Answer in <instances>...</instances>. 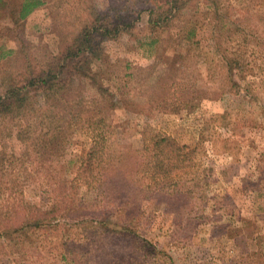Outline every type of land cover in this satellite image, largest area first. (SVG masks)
Here are the masks:
<instances>
[{
  "label": "rangeland",
  "instance_id": "obj_1",
  "mask_svg": "<svg viewBox=\"0 0 264 264\" xmlns=\"http://www.w3.org/2000/svg\"><path fill=\"white\" fill-rule=\"evenodd\" d=\"M21 1L0 0V93L6 80L24 83L28 108L45 115L43 92L27 75L45 68L89 25L91 11L126 14L127 25L101 43L98 59L87 52L64 63V73L84 68L71 77L68 94L80 100L85 119L89 104L101 96L107 103L125 97L133 104L107 109L110 126L103 132L109 142L141 150L151 148L156 137H170L191 150L192 163L176 185L163 181L145 188L143 179L134 196L127 188L112 194L107 186L91 188L89 166L82 172L80 160L92 142L88 127L71 122L59 128L51 178L27 164L11 170L22 153L20 137L0 134V166L5 179H13L0 194V226L9 229L0 236V264H264V85L258 81L264 70V0H216L229 21L259 38L255 52L248 47L250 70L241 74L222 67L201 22L208 15L206 0H180L178 13L171 20L170 12L162 13L152 29L148 0H38L18 18ZM156 4L154 13H161L162 2ZM189 20L197 23L198 43L186 48L182 38ZM57 180L64 187L51 192L62 196L69 190L81 208L63 219L77 220L59 218L63 229L56 235L12 229L48 203L51 192L42 190ZM99 208L124 226L100 231L78 219L99 214ZM243 227L249 231L242 233ZM65 230L69 237L57 240Z\"/></svg>",
  "mask_w": 264,
  "mask_h": 264
},
{
  "label": "trees",
  "instance_id": "obj_2",
  "mask_svg": "<svg viewBox=\"0 0 264 264\" xmlns=\"http://www.w3.org/2000/svg\"><path fill=\"white\" fill-rule=\"evenodd\" d=\"M141 1L134 0L138 3H141ZM159 1L162 2V4H158L162 12L154 13L157 7L156 3ZM179 3H181L180 0H148L146 4V6L150 4L147 16L148 27L152 29L153 26H156L162 13L170 12L169 19L171 20L181 8L178 6ZM38 4V0H22L17 8V17L24 18ZM206 4L208 7H206L205 14L208 15H205L201 22H206L209 28V36L212 37L214 46L219 50L214 49L219 56L222 67L227 71L233 70L237 74L247 72L251 67L247 59L248 47L251 44L253 46L252 53L255 52V49L259 47V38L252 31H247L241 24L229 21L218 9L216 0H206ZM125 10L124 8L121 11ZM109 18H113V21ZM110 21L114 23L111 27L110 24L108 25ZM126 21H128L126 20V14H117V12L114 14L112 9L110 16L91 11L89 25L81 27L70 42L46 63L45 68L37 69L35 76L27 75L30 78V83L43 92L49 110L45 115L32 107L28 108V98L25 93L26 84L6 80L9 84L4 92L0 93V134L9 135L12 131L13 134L20 137L22 144L21 156L11 166V170L14 167L18 170L19 167L27 164L32 167V170L39 169L42 175L51 178L56 166L52 164L50 157L52 149L57 143L56 140L60 136L59 128L62 126L67 128L73 122L88 127L91 135L92 142L89 146V154L80 160L82 166H84L81 167L82 172H85L89 166L91 188L96 189L97 187L107 186L111 192L115 190V194H120L119 190L127 188L134 196V193L139 192L143 179V187L154 188V185H158L159 182L163 181H169L170 185H176L179 179L183 177L182 173H190L191 150H188L185 144H177L170 137H156L152 141L151 148H141V150L121 148L123 146L118 147L112 141H108V137L104 134L105 131L103 132L104 128L110 126V120L106 114L107 109L113 107L126 108L132 105L133 103L125 97L116 98L111 96L113 98L107 103L105 98L101 96L89 104V117L85 119L80 117L79 110L81 107H77L80 100L73 99L68 94L71 77L81 75L84 68L79 65L76 66L77 69L74 68V72L64 73V63L72 64L79 54L87 52L89 53V59H98L101 43L112 37L116 33L117 27H125L128 23ZM184 29L186 30L182 39L187 45L186 48H189V43H198V40H195L198 29L197 23L192 20L185 21ZM225 43H227V46H224ZM230 44L235 46H229ZM63 73L66 75L65 78H63ZM258 81L264 85V70ZM2 157L0 154V160ZM5 174H7V171L0 166V194L1 188L6 187L8 181H13V179H5ZM60 182L59 180L55 183L49 181L47 183L48 190L44 189L42 191L46 194L51 190L55 192L54 188L64 187L63 184H59ZM50 195V200L44 204L43 208L37 206L36 209L31 210L20 223L16 226L14 223L12 229L17 232H30L32 235L38 230H51L56 235L60 227L61 230L63 229L59 218L63 219L67 216L72 218V212L79 214L80 203L76 195L69 192V190L67 193H63L62 196L59 193L52 192ZM130 201L134 203L135 199L132 198ZM99 210V214L92 215L89 219L84 218V216L78 219H81L92 228L99 227L100 231H103L101 228H104V231L112 230L115 225L124 226L116 220L108 219L105 214H102L104 212L102 208H99ZM64 221L71 222L66 219L62 220V222ZM35 228L38 229L34 231ZM8 230L6 227L0 226V236H7ZM65 231V233L62 231V234L57 236V240L65 241L69 237L67 235L69 231ZM248 231L249 227H243L242 233ZM69 251H71V248L67 249V252ZM69 259L73 260L72 256H69Z\"/></svg>",
  "mask_w": 264,
  "mask_h": 264
}]
</instances>
